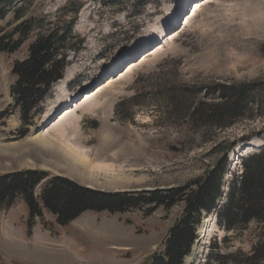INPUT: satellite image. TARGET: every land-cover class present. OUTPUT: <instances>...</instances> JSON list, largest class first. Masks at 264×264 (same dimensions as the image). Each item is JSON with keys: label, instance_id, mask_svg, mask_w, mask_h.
Wrapping results in <instances>:
<instances>
[{"label": "rangeland", "instance_id": "374dc122", "mask_svg": "<svg viewBox=\"0 0 264 264\" xmlns=\"http://www.w3.org/2000/svg\"><path fill=\"white\" fill-rule=\"evenodd\" d=\"M73 17L77 49L68 52L61 78L24 125L9 93L12 63L27 56L35 38L64 29ZM24 21L31 29L21 46L0 52V175L42 170L96 190L137 195L181 188L226 159L220 206L244 156L264 147L263 105L223 128L188 115L190 100L217 102L218 84L264 83V0H12L0 17V35ZM109 76L116 80L104 86ZM68 97L73 105H60ZM67 111L75 115L64 119ZM151 207L88 210L63 226L42 208L51 231L37 218L27 235V207L18 198L0 210V264H51L52 258L39 262V253L48 251L39 245L69 244L83 245L88 256L71 255L58 264H143L162 250L183 213L181 201L168 209ZM215 214L203 213L183 264H215L218 251L249 253L262 231L252 221L227 232ZM55 251L50 247L48 257Z\"/></svg>", "mask_w": 264, "mask_h": 264}, {"label": "trees", "instance_id": "16d2710c", "mask_svg": "<svg viewBox=\"0 0 264 264\" xmlns=\"http://www.w3.org/2000/svg\"><path fill=\"white\" fill-rule=\"evenodd\" d=\"M11 3L12 0H0V17ZM15 18L20 20L17 11ZM74 21L75 17L61 27L64 29L56 26L35 38L28 45L27 56L12 63L10 72L14 80L9 93L24 125L31 124L34 110L47 95L50 85L61 78L68 52L77 49L72 46L77 41L72 34ZM29 24L21 22L12 32L1 34L0 52L17 50L27 38L31 29ZM213 92L217 93V102H188L192 104L188 115L195 117V121L219 128L229 127L245 118L257 104L264 106V98L260 100L254 96L256 93L264 96V83L218 84ZM226 169L227 161L224 159L216 162L203 177L181 188L137 195L96 190L42 170L14 171L0 175V210L10 208L18 198H22L28 211L26 228L27 235H30L37 218L51 230L43 221L42 208L51 212L57 224L63 226L88 210L124 212L148 204L152 205L150 211H153L158 206L168 209L181 201L183 213L167 231L162 250L153 252L143 264H183L197 239L196 229L203 213L211 212L216 213L214 217L218 226L227 232L245 229L252 221H256L262 230L249 253L239 251L225 255L218 251L215 264H264V147L244 156L242 171L231 181L219 206ZM43 182L40 193L36 195V188Z\"/></svg>", "mask_w": 264, "mask_h": 264}, {"label": "crops", "instance_id": "0c3cea01", "mask_svg": "<svg viewBox=\"0 0 264 264\" xmlns=\"http://www.w3.org/2000/svg\"><path fill=\"white\" fill-rule=\"evenodd\" d=\"M24 246V245H23ZM29 246V248H33L34 250L36 249L37 245H27ZM42 248H44V250H48L45 251V253L43 255H41V253H39L38 255V260L39 262H45L47 261V258H52V262L51 264H58L57 263V259L58 260H62L66 257H70L71 255H75L76 257H87L89 254V249L85 250V247L83 245H39ZM110 247H107V249H112L113 250V246L112 245H108ZM112 246V247H111ZM50 247L55 248V253L48 257L50 254ZM20 248V245H13V249L17 250ZM87 251V252H86ZM73 252L77 253L74 254ZM43 258V259H42ZM33 264H36L34 262H32ZM40 264V263H39Z\"/></svg>", "mask_w": 264, "mask_h": 264}, {"label": "bare ground", "instance_id": "6f19581e", "mask_svg": "<svg viewBox=\"0 0 264 264\" xmlns=\"http://www.w3.org/2000/svg\"><path fill=\"white\" fill-rule=\"evenodd\" d=\"M197 2L198 1H194L192 4H197ZM192 4H191V6H192ZM203 4V3H202ZM202 4H199V5H197V6H194L193 7V12L191 13V16L197 11V9L199 8V7H201L202 6ZM189 11V10H188ZM188 19L186 20V22L189 20V18L190 17H187ZM161 36L160 37H162V36H164V38L167 36H165V34H164V31L162 30L161 32ZM150 54H148V55H146L145 57H143V60L144 59H146L148 56H149ZM142 60V59H141ZM131 63V62H130ZM133 66H135V64L133 65ZM133 66H131L129 69H131ZM64 74H63V78L64 79H68V78H70V74H69V72H68V70H65L64 72H63ZM109 77H111V78H109ZM108 78H109V80H107V82H106V84L104 85V86H107V85H110L111 83H113V82H115V80H116V77H114V76H109ZM108 78H106V79H108ZM100 89H102V87L101 88H99V90ZM97 92V91H96ZM95 92V93H96ZM86 95H88V94H86ZM92 95H94V93L93 94H91V95H88V96H85V99H88V98H91L92 97ZM55 103L57 102V100L56 101H54ZM61 102V104L60 105H62V106H69V105H73V103L74 102H72V99H71V97H68V98H65L63 101H60ZM59 103V102H58ZM75 106H76V104H75ZM77 108V107H76ZM67 114V115H66ZM51 115V113H48V115L46 116V117H49ZM65 116H64V119H67V118H69V117H71V116H74L75 115V111H67L65 114H64ZM203 229H201V231H202ZM199 233V232H198ZM189 260V259H188Z\"/></svg>", "mask_w": 264, "mask_h": 264}, {"label": "water", "instance_id": "95a60500", "mask_svg": "<svg viewBox=\"0 0 264 264\" xmlns=\"http://www.w3.org/2000/svg\"><path fill=\"white\" fill-rule=\"evenodd\" d=\"M37 130H38V129H37ZM37 130H36V131H37Z\"/></svg>", "mask_w": 264, "mask_h": 264}]
</instances>
